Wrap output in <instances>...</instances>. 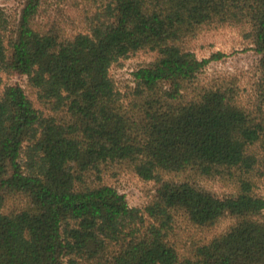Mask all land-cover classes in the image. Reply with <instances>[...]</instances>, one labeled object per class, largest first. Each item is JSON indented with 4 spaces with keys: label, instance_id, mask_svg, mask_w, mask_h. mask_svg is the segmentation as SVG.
Here are the masks:
<instances>
[{
    "label": "trees",
    "instance_id": "1",
    "mask_svg": "<svg viewBox=\"0 0 264 264\" xmlns=\"http://www.w3.org/2000/svg\"><path fill=\"white\" fill-rule=\"evenodd\" d=\"M20 3L0 5V85L32 92H0V264H264V0ZM219 26L257 59L203 84L226 53L192 43ZM136 55L122 92L111 68ZM124 173L154 182L143 207Z\"/></svg>",
    "mask_w": 264,
    "mask_h": 264
},
{
    "label": "rangeland",
    "instance_id": "2",
    "mask_svg": "<svg viewBox=\"0 0 264 264\" xmlns=\"http://www.w3.org/2000/svg\"><path fill=\"white\" fill-rule=\"evenodd\" d=\"M71 1L73 0H62L64 5L60 8H64L65 5L67 3L70 4ZM0 5L3 6L11 16L14 13V9L21 6V3L20 0H0ZM64 12L68 13V11ZM73 22L69 20L70 29L68 28V31L70 32H73ZM192 46L200 57H207L215 51L226 53L222 59L214 60L207 66L205 72L201 76L203 84L210 83V81L219 76L236 74L242 78L243 75L249 73L257 59L252 50L246 49L247 45L239 29L232 26H219L206 29L200 38L192 43ZM146 61L147 57H145V55H136L128 59H121L119 63L112 66L111 75L115 79L120 91L124 92L128 86H133L132 71ZM244 79L243 81H245ZM7 83H18L22 85L30 95L32 93L28 84V78L25 75L3 74V83L0 85V92ZM112 182L125 192L132 206L140 207H143L148 201L155 187L153 181H144L131 173H124L114 178ZM204 183L221 193L230 189V187L220 182L211 181V179L205 180ZM261 191L264 193V182L262 183ZM229 223V219L225 218L215 229L198 228L193 230L197 237H210L213 233L221 232L226 229ZM183 225L190 228L186 222H184Z\"/></svg>",
    "mask_w": 264,
    "mask_h": 264
}]
</instances>
